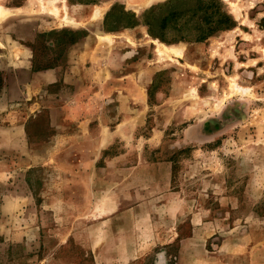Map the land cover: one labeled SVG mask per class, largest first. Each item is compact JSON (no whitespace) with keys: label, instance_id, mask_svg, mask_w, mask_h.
Instances as JSON below:
<instances>
[{"label":"rangeland","instance_id":"rangeland-1","mask_svg":"<svg viewBox=\"0 0 264 264\" xmlns=\"http://www.w3.org/2000/svg\"><path fill=\"white\" fill-rule=\"evenodd\" d=\"M0 7L10 10L0 19L1 40L15 30L19 17L50 19L40 20L45 30L34 43L44 67L61 62L83 29L102 33L107 13L105 29L143 23L151 38L156 34L176 38L174 43L158 38L162 43L155 42L157 55L165 44L208 46L190 48L182 64L163 51L167 68L151 83L152 109L145 120L108 121L122 137L103 151L97 164L114 155L120 164H173L170 185L162 183L167 190L146 194L141 209H121L115 217H85L80 208L86 202L79 201V193L72 194L70 204L60 194L56 209H48L43 193L51 172L43 166L27 171L21 165L13 171L12 166L27 163L19 161L20 156L10 157L11 167L0 170V264H98L97 257L105 264L112 259L116 264H264V0H0ZM99 10L103 14L97 19ZM193 11L197 26L188 24ZM226 14L234 20L230 28L218 23ZM152 15L153 33L146 24ZM206 17L212 21L209 25ZM163 22L171 24L161 29ZM214 26L212 35L197 41ZM63 30L70 35L66 40L60 35ZM182 33L190 40H178ZM223 36H228L229 45L218 42L210 49L209 44ZM192 55L200 60L190 59ZM3 82L0 74V90ZM160 97L189 114L226 110L231 118L205 122V129L221 130L207 137L199 121L167 119L176 106H168L166 111L174 112L164 115L154 104ZM191 126L196 134L186 136ZM127 128L130 137L122 135ZM31 132V147L40 148L51 134L47 119L33 123ZM57 159L60 164L79 162L87 154L73 149L57 153ZM144 183L159 190L153 182ZM51 188L63 189L58 184ZM5 196L17 198L7 203L12 215L3 214ZM136 200L143 201L138 196ZM109 229L115 232L113 237L105 233H111ZM122 230L131 232L136 247L115 241ZM92 241L103 248L92 249Z\"/></svg>","mask_w":264,"mask_h":264},{"label":"crops","instance_id":"crops-1","mask_svg":"<svg viewBox=\"0 0 264 264\" xmlns=\"http://www.w3.org/2000/svg\"><path fill=\"white\" fill-rule=\"evenodd\" d=\"M22 8L17 6V9ZM105 15L102 33L83 29L85 33L68 45L62 61L47 67L41 66L42 54L34 43L39 33L45 30L40 20L50 22V19L19 17L14 23L15 30L0 39V74L4 79L0 90L1 172L11 167L10 157L18 156L19 161L27 164L12 166L13 171H18L20 165L21 168L25 166L27 171L39 166L47 167L51 174L47 178L48 188L43 198L48 209H56L60 194L70 204L74 193H79V201L86 202L80 208V215L103 218L115 217L121 209L129 212L144 208L146 194L167 190L162 188V183L164 186L167 183L170 185L173 167V164H120L118 155L109 157L105 164H97L103 151L122 137L108 121L129 123L137 119L145 120L147 110L152 109L148 95L151 83L156 75L167 68L168 61V56L155 52V42L160 45L162 41H158L157 37L151 38L143 26L145 24L139 23L127 29H105V21L110 17L109 13ZM60 35L64 40L70 37L66 30L61 31ZM228 39V36H223L215 44H209L210 49L213 50L218 42L229 45ZM205 46L203 42L189 43L187 47L174 45L171 49H180L181 52L171 55L182 64V60L189 56L190 48L200 50ZM195 56L190 59L200 60ZM175 88H179L178 84ZM167 100L160 97L159 101L154 102L164 115L174 112L166 111L168 106H176L174 115L166 116L167 119L199 121L207 137L217 135L221 130L217 126L205 129V122L231 118L226 110L220 113L206 109L200 112L199 109L189 111V114L181 111L176 103H167ZM42 119H47L51 134L44 145L33 149L31 128L33 123ZM186 132V136L196 134L194 126ZM130 134V128L122 132L127 137ZM61 141L63 146L60 145ZM73 149L87 154V161L81 159L79 162L60 164L57 153L62 151L65 154L73 152ZM145 181L153 182L159 190L152 184L146 187ZM57 184L62 185L63 189L57 191L51 188ZM137 196L143 200L138 204ZM12 199L17 198L3 197L4 215L14 214L7 204ZM58 214L61 215L55 212V215ZM107 231L111 232H105L108 237L114 236L112 229ZM118 240L125 243L122 247H136L129 230L119 232L115 241ZM98 243L92 241L90 247L103 248ZM145 244L153 246L149 242ZM133 257L132 253L127 262ZM97 263L105 264L99 257ZM116 263L112 259L106 264Z\"/></svg>","mask_w":264,"mask_h":264},{"label":"trees","instance_id":"trees-1","mask_svg":"<svg viewBox=\"0 0 264 264\" xmlns=\"http://www.w3.org/2000/svg\"><path fill=\"white\" fill-rule=\"evenodd\" d=\"M165 9H167L166 6H165ZM190 11H192V10H190ZM192 13H193L194 17L189 18L190 22L189 23L187 22V23L188 24H192L193 23V24H195V26H197V24L195 23V20H196V12L193 11ZM205 22H206V24L209 25V23H211L212 21H210L209 17H206L205 18ZM218 23L219 24L223 23V24H225L227 26V28H230V27H232L234 25V20H233V18L229 14H226V15L223 16L222 20H220V21L218 20ZM136 24H138V23H136ZM146 24L149 25L150 30L153 33L154 32L153 30L156 27V22L154 20V15L151 16V19ZM170 24L171 23H165V22H163L159 26H160L161 29H165L166 27H169ZM179 25L180 24H175V27L174 28H176V29L180 30V32H182L183 29H182L181 25H180V28H177V26H179ZM216 28L217 27L214 26V29L213 28H208L206 32H204V33L201 32L202 34L199 35L196 38L197 41H203L204 39H207L208 36L212 35L215 32V29ZM155 37L160 38V40H162L163 42H172V43H174L175 40H176V38L168 39L165 36H163L162 34L161 35L160 34L159 35L156 34ZM177 39L178 40H190V38H188V36L185 35V34H183V33Z\"/></svg>","mask_w":264,"mask_h":264},{"label":"bare ground","instance_id":"bare-ground-1","mask_svg":"<svg viewBox=\"0 0 264 264\" xmlns=\"http://www.w3.org/2000/svg\"><path fill=\"white\" fill-rule=\"evenodd\" d=\"M102 14H103V11L102 10H99L95 13V18H101L102 17ZM8 15H10V10L8 8H4V7H0V19H4L6 18ZM69 16L67 15L66 19L69 21L71 20V18H68ZM174 45L172 46H163L165 48V50L163 49H159L158 51H160V55L161 56H164L162 55V52L164 51L165 53H178L181 52L180 49H174L172 50L171 47L173 48Z\"/></svg>","mask_w":264,"mask_h":264}]
</instances>
